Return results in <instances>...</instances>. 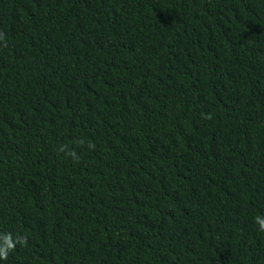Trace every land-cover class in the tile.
Masks as SVG:
<instances>
[{"label":"trees","instance_id":"1","mask_svg":"<svg viewBox=\"0 0 264 264\" xmlns=\"http://www.w3.org/2000/svg\"><path fill=\"white\" fill-rule=\"evenodd\" d=\"M0 34V264H264V0H0Z\"/></svg>","mask_w":264,"mask_h":264},{"label":"clouds","instance_id":"2","mask_svg":"<svg viewBox=\"0 0 264 264\" xmlns=\"http://www.w3.org/2000/svg\"><path fill=\"white\" fill-rule=\"evenodd\" d=\"M0 38H2V34H0ZM79 143H83V141H79ZM88 147L94 148L95 145L89 144ZM68 155H71L74 159H78L76 156L75 151H69L67 152ZM255 223L258 225V228L260 231H264V216H256L254 218ZM17 243H20L21 245H26L27 243V238L26 237H21L17 241ZM15 249V243L12 240L11 235H7L5 237V243L3 245H0V260H7L8 255L11 251Z\"/></svg>","mask_w":264,"mask_h":264}]
</instances>
